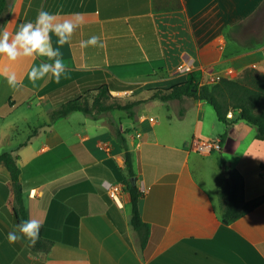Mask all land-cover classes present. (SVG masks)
I'll return each instance as SVG.
<instances>
[{
	"label": "crops",
	"instance_id": "crops-1",
	"mask_svg": "<svg viewBox=\"0 0 264 264\" xmlns=\"http://www.w3.org/2000/svg\"><path fill=\"white\" fill-rule=\"evenodd\" d=\"M16 1L1 30L14 33L41 10L55 14L57 22L78 15L82 23L60 48L70 78L59 83L29 81L39 58L13 62L0 55V147L24 104L30 126L36 121L32 114L48 118L13 153L20 155L25 200H36L33 216L42 219L43 236L53 242L48 251L22 256L9 243L0 247V264H264V202L223 225L219 196L221 154L243 174L246 199L264 193V139L256 137V125L239 119L227 126L202 99L152 98V89L187 79L190 72L179 70L186 61L201 84L227 70L228 77L247 67L264 72V0ZM93 35L103 47L83 46ZM51 40L59 47L54 34ZM6 72L16 74L18 90L8 86ZM103 84L122 103L143 99L134 116L119 109L73 110L52 120L53 110ZM154 107L164 110L161 121L152 115ZM262 110L264 96L256 107ZM81 112L84 117L76 115ZM119 127L127 131L137 185L144 191L139 206L150 224L144 247L130 222V192H123L120 205L106 189V181L124 182L107 162L125 168ZM224 132L218 152L198 148ZM193 154L197 164L191 163ZM208 160L217 164L218 175L205 169Z\"/></svg>",
	"mask_w": 264,
	"mask_h": 264
},
{
	"label": "trees",
	"instance_id": "trees-1",
	"mask_svg": "<svg viewBox=\"0 0 264 264\" xmlns=\"http://www.w3.org/2000/svg\"><path fill=\"white\" fill-rule=\"evenodd\" d=\"M7 6L8 0H0V16ZM152 92V98L165 101L184 97L205 100L213 106L218 119L227 126L239 119H245L256 125V137L264 139V110L256 111L257 105L264 96V72L254 67L245 68L242 77L221 76L214 82L202 84L196 79L195 73L190 72L187 79L169 87L154 88ZM90 93L91 95H89ZM90 98L92 101H90ZM142 100L122 103L120 97L112 95L110 86L103 84L96 89L87 90L80 97L63 103L51 112V117L54 120L67 115L73 110L93 113L94 111L104 112L112 109L126 110L129 116L132 117L135 113V105ZM229 112L232 113L231 116H228ZM126 132L122 127L117 130V138L125 150V168L118 166L112 159H108L107 162L113 167L116 176L127 184V190L131 194L130 222L138 232L141 244L144 247L149 238L150 224L144 221L141 214L139 200L144 195V191L137 185L138 170L135 165V152L127 143ZM226 137L227 132L219 136L221 148L224 146ZM19 157L20 155L14 154L12 151L0 152V164L4 165L9 173L8 185H3L4 183L0 182V193H2L4 203L11 205L17 225L22 220L29 218L35 220L32 210H34L33 207L37 206L36 200L31 198L28 203L25 200L24 188L21 182V167L18 164ZM218 164L224 172V185L219 191L221 217L223 225H229L263 203L264 193L252 199H246L243 174L222 154L218 156ZM125 176H127V179H125ZM133 178L136 179V182L133 181ZM37 221L41 223L42 227L39 240L34 245V249L48 251L51 249L53 242L43 236L42 219ZM19 255H26V251L21 250ZM13 264H15V261Z\"/></svg>",
	"mask_w": 264,
	"mask_h": 264
},
{
	"label": "clouds",
	"instance_id": "clouds-1",
	"mask_svg": "<svg viewBox=\"0 0 264 264\" xmlns=\"http://www.w3.org/2000/svg\"><path fill=\"white\" fill-rule=\"evenodd\" d=\"M82 20L77 15L75 20L66 19L57 22L55 14L45 10L39 11L34 22L23 23L14 32L7 28L0 30V55L6 56L10 61L21 58L36 57L41 60L38 66H33L28 73V79L36 85L45 78L53 79L59 83L61 79H69L68 67L60 51L65 44H70L76 30L81 26ZM57 37V45L52 44V35ZM83 46L103 47L98 36H91L82 42ZM5 79L12 90L21 87L15 73H5ZM42 225L34 219L22 220L16 230L8 233L10 243L27 240L34 246L39 240Z\"/></svg>",
	"mask_w": 264,
	"mask_h": 264
},
{
	"label": "rangeland",
	"instance_id": "rangeland-1",
	"mask_svg": "<svg viewBox=\"0 0 264 264\" xmlns=\"http://www.w3.org/2000/svg\"><path fill=\"white\" fill-rule=\"evenodd\" d=\"M10 3V4H9ZM15 3H17L16 0H8V6L6 8V10L3 12V14L0 16V30L3 27L4 24V20L6 19V17L8 16V9L13 8L15 6ZM8 18V17H7ZM243 71L235 76V77H242ZM114 94V92H112ZM91 95V93L89 94ZM114 95H117L116 93ZM90 101H92V99L90 98ZM125 101V100H123ZM36 100L34 101V105L33 107H35L36 105ZM26 104H24L22 107L19 108V110H17L20 113V117L18 118L17 122H16V127L14 129H9V136L7 137V139H5V141L2 142V145L0 147V152L3 151H12V152H16V147L17 145L21 142L27 139V137L30 135V133L32 132V130H34L36 127V125L45 123L46 120H48V118L42 114H35V115H31L33 116V118L36 120L34 121V124H32V126H30L27 121L25 120V116L27 117V115H23V111L27 112L28 110L25 109ZM151 111H153L152 115L157 116L159 118V120H162V116L164 115V110H162V108H158V107H154L150 109ZM34 113V112H33ZM82 113V112H81ZM151 114V113H149ZM79 115L80 117H84V113L82 114H76ZM30 116V115H28ZM76 116V117H79ZM74 121H76V119L78 118H73ZM63 125H66L67 122H62ZM181 131H184L185 133V129L182 128ZM214 132H217V129L214 130ZM213 152H218L219 150L216 149H212ZM211 151V152H212ZM196 154H193L192 158H191V163L192 164H197V160L195 157L198 156H194ZM204 162V167L206 170L211 171L212 169H214L215 173H211L212 175H218L219 174V169L217 167V164L214 163V161H203ZM125 167V166H124ZM197 174L201 177L203 176L202 173V169H200V167L198 166L197 169ZM9 173L7 171V169L4 167V165L0 164V182L4 183L3 185H8L9 182ZM125 179H127V176H125ZM2 193H0V219H2L1 223H0V247L2 250H4L7 245H9V240H8V233L11 231L16 230L17 228V224L15 222L14 219V215H13V210L11 205H7L4 203V199L1 196ZM14 245L17 246L18 250H23L26 251V254L28 253H34L35 250L34 246H32L30 244V242H28L27 240H21L17 243H12ZM11 245V244H10Z\"/></svg>",
	"mask_w": 264,
	"mask_h": 264
},
{
	"label": "built area",
	"instance_id": "built-area-1",
	"mask_svg": "<svg viewBox=\"0 0 264 264\" xmlns=\"http://www.w3.org/2000/svg\"><path fill=\"white\" fill-rule=\"evenodd\" d=\"M179 70L192 72L193 70L192 62L186 61L185 63H183V65L180 67ZM230 72L231 70H227L226 74H229ZM226 74L225 72L215 73L211 80L216 81L219 77L226 76ZM231 115L232 113L229 112L228 116H231ZM151 119L153 120L154 117H151ZM198 148L202 151H211L212 149H220L221 145H220L219 139H215L211 141L200 142V144L198 145ZM106 189L110 197H112L114 201H116L118 204L121 205L123 202L122 194L123 192L127 190V184L123 181H118V182L106 181Z\"/></svg>",
	"mask_w": 264,
	"mask_h": 264
},
{
	"label": "water",
	"instance_id": "water-1",
	"mask_svg": "<svg viewBox=\"0 0 264 264\" xmlns=\"http://www.w3.org/2000/svg\"><path fill=\"white\" fill-rule=\"evenodd\" d=\"M133 181H134V182H136V179H135V178H133Z\"/></svg>",
	"mask_w": 264,
	"mask_h": 264
}]
</instances>
